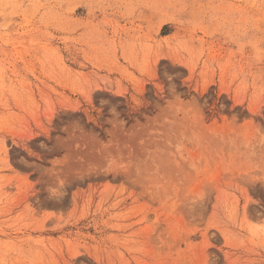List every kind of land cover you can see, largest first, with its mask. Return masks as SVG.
<instances>
[{"label":"rangeland","instance_id":"obj_1","mask_svg":"<svg viewBox=\"0 0 264 264\" xmlns=\"http://www.w3.org/2000/svg\"><path fill=\"white\" fill-rule=\"evenodd\" d=\"M0 264H264V0H0Z\"/></svg>","mask_w":264,"mask_h":264}]
</instances>
